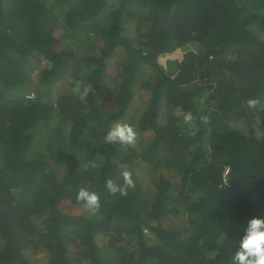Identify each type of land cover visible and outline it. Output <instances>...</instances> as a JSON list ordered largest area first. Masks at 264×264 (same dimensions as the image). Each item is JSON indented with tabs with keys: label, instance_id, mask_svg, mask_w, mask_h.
I'll return each mask as SVG.
<instances>
[{
	"label": "trees",
	"instance_id": "trees-1",
	"mask_svg": "<svg viewBox=\"0 0 264 264\" xmlns=\"http://www.w3.org/2000/svg\"><path fill=\"white\" fill-rule=\"evenodd\" d=\"M127 114L138 148L105 141ZM253 218L264 0H0V264H232Z\"/></svg>",
	"mask_w": 264,
	"mask_h": 264
},
{
	"label": "clouds",
	"instance_id": "clouds-1",
	"mask_svg": "<svg viewBox=\"0 0 264 264\" xmlns=\"http://www.w3.org/2000/svg\"><path fill=\"white\" fill-rule=\"evenodd\" d=\"M76 91H79V85ZM248 103L250 107H255L258 101L250 100ZM191 120L192 114L190 112L185 114V123H189ZM136 137L137 132L132 125L116 123L108 130L105 141L110 144L134 145ZM122 175L124 178L123 185H118L110 179L107 181L106 187L111 194L119 193L126 196L129 189H134L135 183L132 174L125 171ZM76 198L78 201L83 202L85 208L92 214L99 211L100 197L96 192L81 188L77 192ZM238 245V249L231 258L232 264H264V218H253L248 222Z\"/></svg>",
	"mask_w": 264,
	"mask_h": 264
},
{
	"label": "rangeland",
	"instance_id": "rangeland-1",
	"mask_svg": "<svg viewBox=\"0 0 264 264\" xmlns=\"http://www.w3.org/2000/svg\"><path fill=\"white\" fill-rule=\"evenodd\" d=\"M46 1L48 2V0H46ZM43 63H44V64H48V62H46V61H44ZM110 65L112 66V68H113V66L115 67V65H117V64H116V58L110 63ZM140 88H142V86H141L140 84H138L137 87H136V89H140ZM141 98H142V97H141L140 95L135 96V98H134V105H135V106L140 105L141 101H143V100H141ZM129 114H130V113H129ZM129 114H127L126 116H124V118L118 120L116 123H127V124H130V125H132V126L134 127L135 131L137 132L136 142H135L134 145H129V146H131V147H135V148H138L140 142H141L142 139H143V136L145 135V132L141 131V130L139 129V127H138V120H139L138 117H139V116L136 114L135 116L131 117ZM128 115H129V116H128ZM116 123H115V124H116ZM146 135H147V136H150V135H152V134L149 135V133H148V134H146ZM125 147H127V146H125ZM138 168H139V170H140V171H138V172L140 173L139 178L144 179V180L142 181V186H143V188L148 189V190H152L153 187H154L153 178H154L155 176L152 175V174H150V173L147 171V169H146V164H145V163H139V164H138ZM64 204L68 206V205L70 204V202H69V201H64ZM82 210H84V207H81L79 210H76V212H80V211H82ZM180 222H181V221H177L176 219H171V220L168 219V220H167V223H166V222H163V225L166 226V227H167V225H170V226H173V225H174V226H177L178 224L182 225V222H181V223H180ZM145 233H146V234H149V233H150V231H149L148 228H147V230L145 231ZM77 250H79V246L73 244V245L71 246V251L73 252L74 255L76 254V251H77ZM39 255H40V253L38 254V256H39Z\"/></svg>",
	"mask_w": 264,
	"mask_h": 264
}]
</instances>
